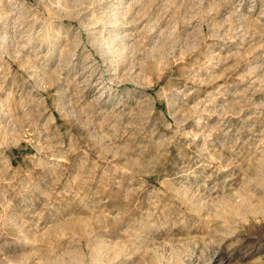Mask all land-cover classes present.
I'll use <instances>...</instances> for the list:
<instances>
[{"label":"rangeland","instance_id":"rangeland-1","mask_svg":"<svg viewBox=\"0 0 264 264\" xmlns=\"http://www.w3.org/2000/svg\"><path fill=\"white\" fill-rule=\"evenodd\" d=\"M0 264H264V0H0Z\"/></svg>","mask_w":264,"mask_h":264}]
</instances>
